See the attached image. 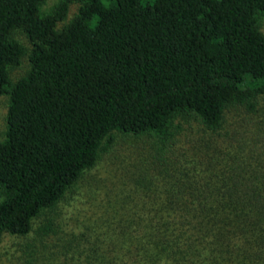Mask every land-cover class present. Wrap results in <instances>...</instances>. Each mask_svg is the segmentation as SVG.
Wrapping results in <instances>:
<instances>
[{
  "label": "trees",
  "instance_id": "1",
  "mask_svg": "<svg viewBox=\"0 0 264 264\" xmlns=\"http://www.w3.org/2000/svg\"><path fill=\"white\" fill-rule=\"evenodd\" d=\"M44 1L0 0V243L28 233L116 131L152 134L159 165L177 171L148 209L153 236L212 245L264 224V116L225 124L231 109L264 103V0H60L47 13ZM18 31L30 67L12 82L25 53ZM192 121L222 141L201 158L173 148Z\"/></svg>",
  "mask_w": 264,
  "mask_h": 264
},
{
  "label": "rangeland",
  "instance_id": "2",
  "mask_svg": "<svg viewBox=\"0 0 264 264\" xmlns=\"http://www.w3.org/2000/svg\"><path fill=\"white\" fill-rule=\"evenodd\" d=\"M59 1L45 0L41 10L50 12ZM78 7L77 1L69 3L58 26L69 21ZM260 29L264 33V21ZM15 37L25 53L19 65L9 70L12 82L30 67L31 43L24 32H16ZM257 107L250 112L231 109L226 130L243 120L258 123L264 116V103ZM7 108L8 94H1L0 140L5 137ZM156 141L148 133L114 132L96 164L55 206L33 219L28 233L3 235L0 264H264V224L229 228L212 245L172 237L168 231L152 235L148 222L155 216L148 209L168 198L177 177L172 174L177 171L159 165ZM216 142L222 143L192 121L184 124L173 148L177 154L201 158L214 150Z\"/></svg>",
  "mask_w": 264,
  "mask_h": 264
}]
</instances>
